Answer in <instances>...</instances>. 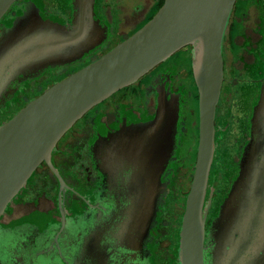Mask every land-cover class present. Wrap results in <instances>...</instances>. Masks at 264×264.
<instances>
[{
  "label": "water",
  "instance_id": "95a60500",
  "mask_svg": "<svg viewBox=\"0 0 264 264\" xmlns=\"http://www.w3.org/2000/svg\"><path fill=\"white\" fill-rule=\"evenodd\" d=\"M16 2L0 0V21ZM235 4L236 0H164L132 35L48 87L0 124V225L5 220L16 224L27 217L10 218L7 213L40 164L57 175L52 154L76 122L190 47L199 130L194 172L178 234V264H264V77L248 120L249 140L240 148L235 175L216 218L206 227L214 191L209 175L216 152L214 119L223 82V43ZM94 6L95 0H73L70 28L38 17L24 29H10L0 41V94L28 71L76 61L98 51L106 39L94 20ZM163 110L152 127L128 141L127 154L121 151L116 157L119 165L122 162L131 167L129 181L118 187V192H128V198L117 197L111 211L96 213L89 230L85 234L80 231L77 243L66 251L47 255L51 248L34 252L35 246L21 245V255L10 264H109L108 246L103 245L107 241L127 252L129 260L134 258L131 253L138 249L153 218L159 191V181L150 169L160 167L164 160L160 156L166 155L162 138L170 136ZM113 168L117 171L119 166ZM62 218L63 224L64 215ZM37 226L42 228L38 236L50 237L51 221L41 219Z\"/></svg>",
  "mask_w": 264,
  "mask_h": 264
},
{
  "label": "flooded vegetation",
  "instance_id": "af4514ba",
  "mask_svg": "<svg viewBox=\"0 0 264 264\" xmlns=\"http://www.w3.org/2000/svg\"><path fill=\"white\" fill-rule=\"evenodd\" d=\"M163 1L95 0L94 20L106 42L92 55L31 70L10 82L0 94V124L48 87L132 35ZM72 14L73 0H17L0 21V41L10 29H24L38 17L70 28ZM190 58V47L178 51L138 83L94 107L58 141L51 158L57 175L40 164L7 213L10 218L27 217L0 225V264L14 263L24 249L21 245L35 246L34 252L51 248L47 255L66 251L77 243L80 231L89 230L96 213L111 211L117 197L127 199L128 192H118V187L129 181L131 167L119 165L116 157L121 151L127 154L128 141L139 131L154 125L160 109L171 130L170 136L162 138L166 155L160 158L164 160L158 169H150L159 181L153 218L138 249L131 253L134 258L129 260L130 255L111 241L103 245L108 246L109 264H178V234L199 130L198 92ZM263 77L264 0H236L223 43V82L214 119L216 152L209 175L214 191L206 227L216 218L235 175L240 148L249 140L248 120ZM113 165L119 166L117 171ZM41 219L54 225L49 238L38 236L42 228L36 225L40 226ZM13 245L18 247L14 250Z\"/></svg>",
  "mask_w": 264,
  "mask_h": 264
}]
</instances>
